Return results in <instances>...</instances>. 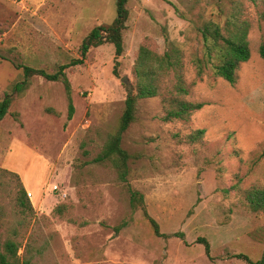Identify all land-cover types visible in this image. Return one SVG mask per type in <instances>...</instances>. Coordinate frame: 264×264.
Segmentation results:
<instances>
[{"label":"rangeland","instance_id":"374dc122","mask_svg":"<svg viewBox=\"0 0 264 264\" xmlns=\"http://www.w3.org/2000/svg\"><path fill=\"white\" fill-rule=\"evenodd\" d=\"M238 4L250 22V59L234 84L210 70L197 76L200 28L224 25ZM127 8L124 53L116 58L114 45L104 42L83 56L90 31L115 20L116 0H0V101L13 96L0 121V249L15 241L19 264H248L237 253L258 260L264 215L245 195L264 186V5L128 0ZM167 39L183 51L186 98L205 105L187 120L165 121L162 96L139 100L122 140L132 155L126 183L111 163L94 159L118 129L136 83L138 49L146 44L163 54ZM17 65L49 73L67 65L73 117L63 82L36 75L14 92L24 79ZM197 129H205L202 139L189 142ZM20 181L29 205L20 202ZM128 185L144 195L167 236H157L143 211L131 208ZM199 239L210 243V257Z\"/></svg>","mask_w":264,"mask_h":264},{"label":"trees","instance_id":"16d2710c","mask_svg":"<svg viewBox=\"0 0 264 264\" xmlns=\"http://www.w3.org/2000/svg\"><path fill=\"white\" fill-rule=\"evenodd\" d=\"M252 3L264 5V0H250ZM128 0H116L117 16L110 24L94 27L85 37L81 45L83 56L91 47H97L104 42H110L115 47L116 58L124 53V31L127 28L126 22L129 18L127 8ZM264 18V11L262 12ZM250 22L242 17V6L237 5L228 17L224 25L216 22H205L200 28L203 42V55L197 56L195 66L197 76L202 77L207 70H210L217 77H221L231 84L238 79L239 66L247 62L251 57L248 32ZM167 49L163 54L157 52L151 46L142 44L136 55V62L133 69L136 79L135 85L129 90L125 100V109L120 118L118 129L110 133L104 144L101 153L94 159L95 162H109L117 170L119 178L128 183L130 173V160L132 155L122 145L125 132L136 119L138 102L143 98L162 96L165 103V121L176 119L187 120L195 112L200 110L205 103L194 102L186 98L189 94L183 74V51L174 42L167 39ZM259 53L264 58V40L259 47ZM78 60V61H77ZM75 60V63L83 62L82 59ZM24 71V79L18 82L13 91L21 93L30 84L33 76H42L49 81L63 82L69 98L68 119H71L75 112V106L71 97L72 85L69 81L65 69L67 65H61L54 73H49L44 69L33 68L27 65H17ZM114 74L118 75L117 66ZM13 102V96L6 94L0 101V121L9 114ZM205 129H197L188 135L191 143L202 139ZM18 176L17 173H14ZM19 199L21 204H31L27 197V191L20 181ZM130 194V205L133 210L141 209L153 226L157 236H167L160 230V225L149 213L144 202V195L128 185ZM246 201L249 208L260 215H264V186H253L246 191ZM62 207L57 210L64 211ZM122 226V225H121ZM117 228V231H119ZM205 246L206 254L210 257V243L206 239H199ZM19 245L13 240H6L0 249V264H19ZM234 257L244 260L248 264H264V254L253 260L244 253H237ZM23 264H34L30 260H25Z\"/></svg>","mask_w":264,"mask_h":264},{"label":"built area","instance_id":"2783aa9c","mask_svg":"<svg viewBox=\"0 0 264 264\" xmlns=\"http://www.w3.org/2000/svg\"><path fill=\"white\" fill-rule=\"evenodd\" d=\"M53 191H58L59 192V196L64 199L67 197V192L62 191V189L58 186V185H54L53 186Z\"/></svg>","mask_w":264,"mask_h":264},{"label":"water","instance_id":"95a60500","mask_svg":"<svg viewBox=\"0 0 264 264\" xmlns=\"http://www.w3.org/2000/svg\"><path fill=\"white\" fill-rule=\"evenodd\" d=\"M122 81L125 82V83H129L127 77H123V78H122Z\"/></svg>","mask_w":264,"mask_h":264},{"label":"crops","instance_id":"0c3cea01","mask_svg":"<svg viewBox=\"0 0 264 264\" xmlns=\"http://www.w3.org/2000/svg\"><path fill=\"white\" fill-rule=\"evenodd\" d=\"M31 196V195H30Z\"/></svg>","mask_w":264,"mask_h":264}]
</instances>
